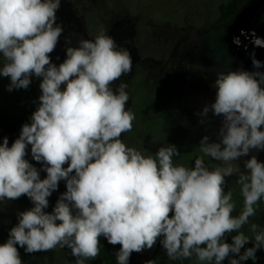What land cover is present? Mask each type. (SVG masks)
Returning a JSON list of instances; mask_svg holds the SVG:
<instances>
[{
  "label": "clouds",
  "instance_id": "9594fccd",
  "mask_svg": "<svg viewBox=\"0 0 264 264\" xmlns=\"http://www.w3.org/2000/svg\"><path fill=\"white\" fill-rule=\"evenodd\" d=\"M60 5L0 0V76L10 78L7 90L28 89L33 76L42 78L31 122L11 146L7 137L0 143V202L27 196L33 205L17 213L18 223L0 243V264H23L19 248L33 254L57 247L85 264L100 254L101 237L120 245L118 264H129L133 252L152 249L158 240L170 260L195 255L203 264L255 262L264 249V227L252 224L253 238L240 229L264 199V162L252 155L244 161L247 171L235 162L252 150L264 151V62L253 56L256 71L216 72L215 100L199 115L211 111L223 117L222 125L218 142L205 135L200 150L221 163L213 170L203 158L191 168L174 165L180 155L174 144L146 157L120 139L132 130L135 115L126 108L127 84L115 90L111 85L132 71L129 50L101 32L67 47L58 66L52 62L63 32L56 23ZM253 43L264 47L259 37ZM29 145L46 172L43 179L25 158ZM233 175L244 198L235 216L232 193L224 187ZM61 180L66 191L46 212Z\"/></svg>",
  "mask_w": 264,
  "mask_h": 264
},
{
  "label": "rangeland",
  "instance_id": "374dc122",
  "mask_svg": "<svg viewBox=\"0 0 264 264\" xmlns=\"http://www.w3.org/2000/svg\"><path fill=\"white\" fill-rule=\"evenodd\" d=\"M230 0H61L56 23L63 32L55 50L50 54L57 66L66 58L67 47H77L81 39L94 40L104 32L119 47L129 50L132 71L111 85L115 90L126 83L129 95L126 108L134 115L130 132L120 139L129 147L140 150L144 156H154L161 146L174 144L180 155L173 158L174 165L194 167L196 158H203L213 170L221 162L206 156L200 150V141L207 135L210 142H218L223 117L199 115L205 105L215 100L213 87L216 72L253 68L252 57L264 62V47L253 43L264 40L260 22L264 17V0H248L239 12L225 22L218 23L219 8ZM253 33L255 35H253ZM2 63V57H0ZM259 71L264 72V68ZM42 78L33 76L28 89L7 90L10 78L0 76V122L6 116L11 122L20 117H31L39 104ZM201 120L204 123H201ZM264 130V129H262ZM20 133L7 134L0 126V143L7 137L9 146ZM255 155L264 162V151L252 150L235 163L241 171L244 161ZM46 177L42 165L31 156V146L25 157ZM67 167V165H65ZM237 176L226 177L225 193H232L234 216L244 207L241 185ZM66 191L61 180L58 189L48 198L51 213L55 196ZM33 207L30 200L19 198L0 202V243L6 242L9 230L18 223L17 213ZM256 214L249 218L240 231L254 237L252 224L264 227V199L255 206ZM233 232L226 237L232 242ZM102 239L106 240L104 237ZM107 241V240H106ZM120 248V245H115ZM19 248V246H17ZM252 247L246 244L245 248ZM244 249L241 251L243 252ZM23 264H76L68 248H55L47 252L25 253L19 248ZM50 257H53L50 263ZM241 264H264V249ZM203 264L195 255L188 259L170 260L158 240L152 249L133 252L129 264ZM85 264H100L97 259ZM223 264H229L226 259Z\"/></svg>",
  "mask_w": 264,
  "mask_h": 264
},
{
  "label": "trees",
  "instance_id": "16d2710c",
  "mask_svg": "<svg viewBox=\"0 0 264 264\" xmlns=\"http://www.w3.org/2000/svg\"><path fill=\"white\" fill-rule=\"evenodd\" d=\"M248 0H230L226 5H221L219 8L220 16L218 18V23H222L236 15L239 10L247 3ZM260 30L264 34V17L260 22ZM31 117H20L16 122H11L10 119L4 116L1 119L0 126L7 134L20 133L21 127L25 123H30ZM60 196H55L54 200L57 202ZM25 200H30L27 196H22ZM100 254L96 257L100 264H118L117 252L119 248L109 244L106 240L100 238ZM53 257H50V263H52ZM156 264H159L155 261Z\"/></svg>",
  "mask_w": 264,
  "mask_h": 264
}]
</instances>
